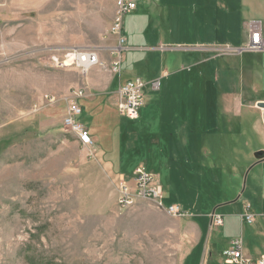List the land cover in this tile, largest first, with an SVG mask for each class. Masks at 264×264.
Masks as SVG:
<instances>
[{
  "label": "rangeland",
  "instance_id": "rangeland-1",
  "mask_svg": "<svg viewBox=\"0 0 264 264\" xmlns=\"http://www.w3.org/2000/svg\"><path fill=\"white\" fill-rule=\"evenodd\" d=\"M115 1L0 0V264H225L235 239L246 256L261 257L264 53L240 50L250 21L264 30V0H139L125 22L128 45L142 31L147 48L171 54L179 88L163 96L162 66L142 76L157 61L152 51L140 65L134 57L124 63L117 89L136 77L164 87L163 94L148 87L138 123L119 114L117 96L115 107L101 103L104 94L91 105L92 74L116 75L110 62L86 76L50 63L68 50L116 47L109 34ZM181 8L191 11L192 44L177 40ZM79 87L87 89L80 121L97 140L92 152L63 126L65 98ZM157 103V121L147 120ZM124 157L134 160L130 175L120 169ZM110 163L126 178L140 165L158 175L165 205L182 216L144 199L120 209L100 178ZM247 207L257 217L251 225L241 220Z\"/></svg>",
  "mask_w": 264,
  "mask_h": 264
},
{
  "label": "built area",
  "instance_id": "built-area-1",
  "mask_svg": "<svg viewBox=\"0 0 264 264\" xmlns=\"http://www.w3.org/2000/svg\"><path fill=\"white\" fill-rule=\"evenodd\" d=\"M139 0H123V7L120 15H114L109 34L117 39V46L110 48L111 61L110 69L116 75L121 74L127 52L131 51L125 37V22L128 15L137 11ZM248 42L245 48L240 50L248 53H264V30L259 21H250L247 24ZM205 49H197L203 51ZM50 63L57 68L72 67L82 72L86 76L95 68H104L106 62L100 58V53L94 50H68L63 55H52ZM153 90H160L159 81L147 83L143 78L136 77L121 84L117 90L118 112L130 120L138 121L141 119L142 110L146 101V90L148 87ZM87 97V89L79 87L73 89L66 96L67 112L63 126L67 131L75 132L79 137V144L86 150L92 152L96 144L90 131L80 121L83 107L80 101ZM120 191L118 194L117 205L120 209H129L139 199L153 201L160 209L166 210L173 217H181L182 211L175 205H165V192L161 179L158 175L149 172L144 166H137L133 174L129 177L121 175ZM256 215L247 207L241 216L244 224H254ZM213 224L216 227H223L224 220L221 215L213 216ZM225 264H264V255L259 258L248 257L244 253L243 244L239 239L231 242L230 249L225 251Z\"/></svg>",
  "mask_w": 264,
  "mask_h": 264
},
{
  "label": "crops",
  "instance_id": "crops-1",
  "mask_svg": "<svg viewBox=\"0 0 264 264\" xmlns=\"http://www.w3.org/2000/svg\"><path fill=\"white\" fill-rule=\"evenodd\" d=\"M117 7H118V0L115 1V11H117L116 10V9H118ZM147 25H148V23H146V28L149 29V26L147 27ZM191 29H192V31L195 30V26L193 25V23H192V28ZM141 33H142V31H139L138 32L136 30V36H134V42L135 43H132V45H128V46H130L131 51L127 52V54L125 56V62H124L125 63V67L129 63V60H131L133 57H134V60L132 59V64L133 65H140L141 60H143L144 57L148 56V53H151L150 51L154 52L155 54L153 53V55H156L155 58H157L156 63H154V64L151 63L150 64V67L147 70L142 71L141 74H142V76H144L146 78L148 76H155V75H157V72L156 71H157L158 67L159 66H162L163 67V70H162V78L168 79V81L166 83V87H165L166 92H165V94L163 96L165 97V95H167V89H170L171 90L170 91V94H174L175 90L177 88H179V83L176 80V78L174 77V75L169 73V71H170L169 67H172L173 66V63L171 62V59L167 60L166 57H170L171 54L170 55H164V54H167V53H164V52H161V51H154V50H151V49L147 48L148 46H147L145 40L142 38ZM138 35L141 38L140 39L141 42L140 43L138 42L136 44V39H137ZM192 40H193V37H192ZM153 41H154V39H153ZM156 41H157V39H156ZM161 42L162 41L160 39V40H158V42L153 43V46H155V44L157 43L156 45L159 47L160 45L163 44ZM100 53L102 55V59H103L104 62L107 63V62H110L111 61V53H110V51L108 49L107 50L105 49V50L101 51ZM158 53H160V55H158ZM105 54L108 56L107 58L105 57ZM184 54H186V53H184ZM184 54H183V56H184V62H185L187 58H186V55H184ZM174 55L175 54H172V56H174ZM176 56H179V55H175V57ZM164 60H166L168 62L166 66H165ZM144 62H145V60L142 63H144ZM145 64L146 63H144V65H141V66H144L145 67L146 66ZM125 70H124V75L126 76V75H128L127 74L128 72H126ZM182 71H185V69H182ZM95 73H97V74H92V79H93L92 80V83H93L92 90L94 92L91 93V96L94 97V98H92L93 100H91V101H93L91 103V105L97 103V102H94V99L97 96H99L100 94H104V95H109V97H105V99H102L101 103H103L104 105H109L111 107H113V106L115 107L114 103L117 101L116 100V93H117V90L119 89V87L121 85V83H118L119 84V87L117 89V87L115 86L116 85V82L115 81H116V78L117 77L119 79H120V77L118 75H114V74H110V73L108 74V73L101 72V69L99 71L95 72ZM138 75H140V74H138ZM99 76H101V77H99ZM163 88L161 90V87H160V90L162 91V94H163ZM164 97H162L161 100H165ZM83 100H81V102H84ZM81 105H82V103H81ZM161 106L163 107V105L160 104V103H157L154 106H150L151 111L147 115V120L148 119L149 120H154V122H156L157 121L156 119L158 118V108H160ZM96 109H100V108H96ZM262 114H263V110H262ZM140 120L136 121V123H138ZM128 121H130V120H128ZM130 122H134V121H130ZM96 141L97 140L95 139V142ZM104 155H105V153L102 151L101 156L103 157ZM133 164H134V160L127 159L125 157L120 162V165H121V168L120 169L123 171V167H124V170L126 171V174H127L128 171H129V169L131 168V166ZM101 170L102 171L100 172V178L103 179V180H105L106 182H109L108 184L110 186V189L112 188V190H113L112 194L116 197L115 203L117 205V191L115 189L114 177L115 176L118 177L122 172L119 171V173H116V168H114L111 163L108 164L107 166H105L104 168L101 167ZM132 174L133 173H131V175ZM161 182H162V180H161Z\"/></svg>",
  "mask_w": 264,
  "mask_h": 264
},
{
  "label": "trees",
  "instance_id": "trees-1",
  "mask_svg": "<svg viewBox=\"0 0 264 264\" xmlns=\"http://www.w3.org/2000/svg\"><path fill=\"white\" fill-rule=\"evenodd\" d=\"M179 12H180V22H178L179 29H178V32H177L178 33V39H177L178 43L179 42L180 43H183V42L184 43H191V41H192V37H191V32H192V29H191L192 28L191 11L188 8H181L179 10ZM188 15H189V17H188ZM198 32H199V35L201 36V38H203V36H204L203 34H205L204 29H200ZM217 41H219V39H217Z\"/></svg>",
  "mask_w": 264,
  "mask_h": 264
},
{
  "label": "bare ground",
  "instance_id": "bare-ground-1",
  "mask_svg": "<svg viewBox=\"0 0 264 264\" xmlns=\"http://www.w3.org/2000/svg\"><path fill=\"white\" fill-rule=\"evenodd\" d=\"M122 7H123V0H120V1H119V8H118V10H117L116 15H120V13H121V8H122ZM68 132L71 133L73 136H75L76 139H77V141L79 142V137H78V135H76L75 132H71V131H68Z\"/></svg>",
  "mask_w": 264,
  "mask_h": 264
},
{
  "label": "water",
  "instance_id": "water-1",
  "mask_svg": "<svg viewBox=\"0 0 264 264\" xmlns=\"http://www.w3.org/2000/svg\"><path fill=\"white\" fill-rule=\"evenodd\" d=\"M258 108L263 110V122H264V102L258 103ZM258 157H264V152L259 153Z\"/></svg>",
  "mask_w": 264,
  "mask_h": 264
}]
</instances>
